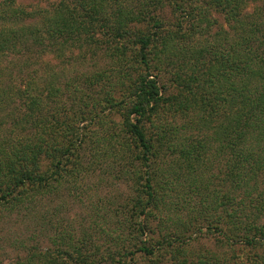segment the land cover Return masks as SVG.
Returning <instances> with one entry per match:
<instances>
[{
    "label": "trees",
    "instance_id": "trees-1",
    "mask_svg": "<svg viewBox=\"0 0 264 264\" xmlns=\"http://www.w3.org/2000/svg\"><path fill=\"white\" fill-rule=\"evenodd\" d=\"M2 1L3 22L29 24L0 30V55L24 40L111 69L80 74L64 101L50 83L19 96L31 134L0 142V213L70 196L101 158L128 188L16 264H264V0Z\"/></svg>",
    "mask_w": 264,
    "mask_h": 264
},
{
    "label": "rangeland",
    "instance_id": "rangeland-1",
    "mask_svg": "<svg viewBox=\"0 0 264 264\" xmlns=\"http://www.w3.org/2000/svg\"><path fill=\"white\" fill-rule=\"evenodd\" d=\"M54 1L13 0V5L17 9L23 8L26 11L39 9L50 12L51 4ZM2 3L3 1L0 0V5ZM5 11L7 14L0 8V30L3 27H14L13 29L26 27L25 25L29 24L24 21V25L15 27L9 22H3L5 17L14 15L13 8L5 9ZM34 24L37 27L40 26L37 19ZM17 34L21 35L22 32L18 30ZM32 43L22 40L16 51H7L0 55V142L8 141L16 136L23 139L31 134L28 133L31 130L30 122L24 121L26 106L23 103V97H19L26 89L44 92L45 87L48 89L50 83L55 89L61 88L58 95L64 101L65 97L72 95L65 85L76 82V78L80 74L89 75L103 68L109 72L111 69V62L101 59L99 56H91L82 61L79 59L78 52L75 51L71 58L60 59L56 58L54 54L46 55L41 52V46ZM106 115H108L107 109ZM20 120L22 121L17 125V121ZM86 165H90V171L80 174V178L72 188L74 192L70 196L61 190L55 196H48L43 202L37 203L35 209L30 212L0 213V264H16L21 260V257L26 255L25 247L37 245L40 249L48 248L50 246L48 233L51 234L52 227L57 224L71 221L75 228L82 225L89 228L91 221L95 220L94 218L89 219V217L95 211L99 214L105 213L108 197L124 198L128 188L126 184L120 183L115 177L119 170L117 165L113 164L114 168L109 167L106 158L94 160L93 164ZM169 194L173 200H176L177 195L174 192H169ZM198 197L195 195L188 198V204H197ZM111 202L116 203L113 198ZM97 222L102 223L98 220ZM47 228L50 231L47 232L46 237L39 239L37 244L31 240L35 233L40 234ZM209 242H213L212 239L201 240L199 243L201 246L210 247Z\"/></svg>",
    "mask_w": 264,
    "mask_h": 264
}]
</instances>
